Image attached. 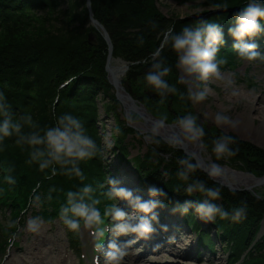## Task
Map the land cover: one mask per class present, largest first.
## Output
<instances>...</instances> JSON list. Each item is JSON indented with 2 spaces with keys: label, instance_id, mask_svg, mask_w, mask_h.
<instances>
[{
  "label": "trees",
  "instance_id": "1",
  "mask_svg": "<svg viewBox=\"0 0 264 264\" xmlns=\"http://www.w3.org/2000/svg\"><path fill=\"white\" fill-rule=\"evenodd\" d=\"M63 1L0 0V91L6 96L14 119L25 113H31L33 119L41 127H46L52 125L55 117L60 114L70 113L76 116L84 124L87 134L101 147L102 152L97 157L81 163L80 167L85 177L83 181L62 175L48 179L45 172L38 170L37 164L28 163V149L18 146L14 137L7 138L3 144H0V189L4 190L0 192V208L9 209L10 220L18 217L19 221L21 213L27 209L34 217L39 216L44 221L58 219L61 206L66 200L65 194L86 184L93 187L94 195L101 200V204L98 205L101 212L106 204L111 203L105 196L107 191L103 183L105 180L108 181L105 176H114L105 165L103 143L97 125L96 94L112 100L107 108H110L109 110L114 114L116 127L119 128L118 133L113 137V147L120 152L119 160L124 161L128 156L123 144L126 139L124 135L134 133L132 127L125 125L123 117L117 120L118 113L113 110L115 106L112 104L117 101L105 77L106 46L101 35L93 27L87 28L79 22L80 25L71 31L58 30L56 36H50L47 39L39 38L47 29L37 28L33 21L40 12L56 10ZM70 2L73 4H68L65 15H71V19H77V17L87 19L84 0H66V3ZM246 2L247 0H213L211 3H218L222 12L216 11L215 15L209 19L195 21V25L203 21L214 22L223 30L224 43L219 48L218 59H228L235 55V52H232L234 43L231 42L232 37L228 30L234 26L235 13ZM75 8L77 13H75ZM90 10L92 17L109 34L112 43V57L130 63L125 79L131 87H136L135 98L138 97L137 100L145 109L157 118L167 115L168 120H176L172 114L170 115V111H173L177 117L183 116L175 105L188 107L185 100L169 94L165 103L159 104L158 94L147 89L143 84V77L151 68V54L160 46L163 31L170 25L174 26L171 20L167 21L157 11L154 0H90ZM153 22L156 27L152 26ZM260 23L264 28V20ZM182 28L183 26L176 25L177 30L175 31L179 32ZM35 30H37L36 36L38 37L32 38ZM88 31L93 33L94 43L87 42L86 33ZM141 36L144 38L142 46L137 40V37ZM262 37H264V32L252 39L258 43ZM227 42L229 45H226ZM161 57L165 58L167 65L172 68L171 73L165 79L183 91V87L177 82L174 70L176 54L169 47H164ZM170 100L173 102L171 106L169 105ZM216 131L219 135H230L238 140L232 145L233 148L238 147L237 154L228 158L240 165L238 169L254 176L264 175V150L245 141H239L229 133H223L217 129ZM217 136L218 133L215 131L205 129L203 143L212 147V141ZM150 147L147 151L151 154L145 153L144 156H136L134 159V170L141 184L155 185L167 193L184 192L180 188L177 190L178 185L183 186V182L176 177V161L188 156L181 153L178 148L170 146L164 139H161L158 146L151 144ZM163 153H169L170 157L172 156L169 159L172 161L167 167L164 164L160 167L163 161L158 156ZM209 154L213 162L220 161L215 159L213 153ZM9 167L13 169L11 173L6 172ZM8 174L15 178L14 185H8L4 181V176ZM195 176L204 180L210 187L220 188L221 198L215 203L222 205L225 209L230 210L241 201H245L248 205L246 217L239 222L219 218L212 221V226L224 241L228 264H264V232L257 237L262 220L264 226V194L243 190L229 191L212 182L200 170H197ZM37 185H39L37 194L41 196L43 202L38 208H32L29 205L34 195L32 189ZM49 195L50 200L46 199ZM181 196L183 197H177L180 201L168 196L163 203L167 207H173L177 202L182 204L185 200L197 202L204 199L199 193L189 196L184 192ZM20 209H23V212ZM184 217L195 230L199 231L201 239L212 247L214 245L212 235L202 230V225L199 224L192 210ZM64 228L69 247L76 250L78 234L69 232L65 226ZM3 244L0 245V252L4 251Z\"/></svg>",
  "mask_w": 264,
  "mask_h": 264
},
{
  "label": "clouds",
  "instance_id": "2",
  "mask_svg": "<svg viewBox=\"0 0 264 264\" xmlns=\"http://www.w3.org/2000/svg\"><path fill=\"white\" fill-rule=\"evenodd\" d=\"M219 7V5H215ZM226 7V5H225ZM264 20V0H247L235 13L234 26L229 28V34L235 41L232 49L238 59L242 61L264 60V55L256 51L257 45L251 41L264 32L260 21ZM153 27H156L153 22ZM163 39L158 48L151 54V68L143 77V84L159 96V104H164L168 95H178L181 100L199 103L206 99L208 89L196 90L199 82H207L210 79L222 81L225 89H230L235 83V74L225 76L221 72V66L227 64V60L217 57L220 46L224 43L223 30L217 23L200 22L197 26H184L179 32L170 25L162 33ZM138 44H144V38L137 37ZM164 47H169L177 56L176 67L181 72L178 83H187V92L180 91L175 84H170L165 77L169 76L172 68L167 65L166 59L161 57ZM147 62V61H146ZM235 94V93H233ZM127 123H138L139 118L133 114L125 116ZM167 115L160 116L147 130L144 131V139L147 143L159 145L161 143V131L167 124ZM217 126L235 127L236 122L222 112H217L214 117ZM178 134H170L168 143L173 148L183 143L199 145L206 149L203 143L205 128L198 123V117L191 112L176 118L173 125ZM119 131V128L116 129ZM15 138V143L28 149V163L38 165L40 172H45L46 178L62 175L68 178L85 179L80 167L81 163L93 159L101 154V147L87 134L84 124L79 118L63 113L55 117V122L46 127L33 119L31 113H25L19 118H13L10 105L4 92L0 91V144L7 138ZM234 137L221 134L212 141L211 152L217 161L233 157L238 152ZM155 151V149H154ZM176 177L183 182L184 192L191 196L193 193L202 194L204 199L194 202L185 200L177 202L171 209L172 214L185 215L194 210L197 218L205 223L231 219L239 222L246 217L247 203L241 201L230 210L215 203L221 198L219 187H210L204 180L195 176L198 169L204 168L209 179H217L222 174L221 166L216 162H208L201 165L193 157L179 158L177 161ZM9 167L6 172L11 173ZM8 185L16 183L15 178L8 174L4 176ZM39 185L32 189L34 195L32 202L37 206L42 204L41 196L37 194ZM105 196L110 201L101 212L98 205L101 200L94 195V189L86 184L75 191H68L65 203L60 209V220L69 232L78 234L82 229L89 231L95 242L97 252L103 253L105 264H123L124 258L129 254V248L135 240L150 239L156 232L154 222L159 223L158 209L164 207L163 200L168 193L155 185L148 187L147 199L134 190L121 186V182L109 177ZM180 186L178 185L177 190ZM0 189V192H3ZM51 191V190H50ZM46 199L50 200L49 195ZM118 200L127 202L130 212L118 205ZM45 221L39 217H30L24 229H20L17 220H8L6 229H16L9 233L8 244L13 245L19 237L20 231L39 234ZM161 229L167 230V225H161ZM107 233H111L105 245ZM132 236L135 239L119 241L120 237Z\"/></svg>",
  "mask_w": 264,
  "mask_h": 264
},
{
  "label": "rangeland",
  "instance_id": "3",
  "mask_svg": "<svg viewBox=\"0 0 264 264\" xmlns=\"http://www.w3.org/2000/svg\"><path fill=\"white\" fill-rule=\"evenodd\" d=\"M212 1L213 0H154V5L157 11L162 16H164V18L167 21L170 20L172 21L175 29L176 25H181L183 27L184 26L195 27L197 26L195 25L196 23L195 21H198V19L206 20L211 18L213 15H215L216 11L222 12V9H220V7H215V5H219V4L218 3L212 4L211 3ZM209 3L212 5H210ZM68 4H73V3L71 2L66 3V0H64L56 8V10H49L48 12L43 10L42 12H40L36 20L33 21L34 25L37 28L42 27L43 29H47V31L44 34H42V36H39V38L47 39L50 36H56L58 30H60L61 32H63L66 29L71 31L72 29H75L80 25L79 22H82L84 26H86L87 28L92 27L88 20V17L87 19H82L80 17H77V19H71V15L66 16L65 12L67 10ZM75 13H77L76 8H75ZM185 23H188V25H184ZM164 29H166V27ZM37 30H35V35L32 36V38L38 37L36 36ZM39 32L40 31H38V33ZM45 34L46 36H44ZM93 39L94 40L92 43L95 42V37ZM231 42H234V40L232 39ZM111 47H112V43H111ZM258 52L264 55V49L259 50ZM224 59L227 60V64L221 66V72L226 77L232 75L233 73L235 74L234 77L235 83L232 86V88L225 89L223 82L217 81L215 79H210L207 82H199V88L196 90H203L204 88H207L208 95L206 99L199 103L185 101L187 102L188 107H185V105H182L181 107L175 105V107L179 109V111H181L182 115L191 112L197 117L200 116L199 121L201 124H203L204 128L207 129L208 131L209 130L215 131L216 133H218V136H219V132L216 131V129L219 130L220 132L229 133L235 136L237 139H239V141L240 140L245 141L250 145H253L254 147H258L264 150V116H262V113L264 112V103H260V100L258 99V98L260 99L264 98V60H256L252 62L242 61L237 58L236 54L233 55L231 58L228 59L224 58ZM122 63L125 64L126 66L123 65L124 70L119 78L120 85L123 86V88H125V90L129 95L135 98L136 95L134 94V91H136V87H131L127 83V80L125 79V74L126 71L129 69L128 65H130V63L125 62L123 60ZM176 63H177V57H176ZM174 70L178 82L182 74L179 68L176 67V64L174 66ZM105 77H106V73H105ZM178 84L183 87L184 92H187V88L189 87L187 83H183V84L178 83ZM113 92L114 91L112 88V93ZM113 97L116 100L115 93H113ZM137 98L138 97H136L135 99L137 100ZM111 101L107 97H103L102 95L96 94L95 104L97 106V115H98L97 125L99 129V134L102 138L105 165L107 166V169L111 171L112 174H114L113 176L116 179H118L117 175L123 170V168L125 167L128 168L132 172L137 183L139 181L137 173L134 169H132L134 167V159L136 156H142V155L144 156L145 153L151 154L149 151H147V149L151 148L150 147L151 144L145 141L143 135L144 131L140 133L138 129H135L131 125L126 124V120H125V125L128 127H132L134 133L131 134L127 133L124 135L126 139L124 140L123 144L128 152V156L124 161L119 160L120 152L119 150L114 149L113 147V143H114L113 137L118 133L116 131L117 129L116 120L114 114L109 110L110 108H107V106L110 103H112ZM249 103L253 108L248 106ZM172 104L173 102H171L170 100L169 105L171 106ZM112 105L115 106V108H113L114 112L118 113L117 120L118 118L121 119V117L125 119V114L123 112V106L121 105V103L117 101V103L114 102ZM217 112H222L229 115L232 118V120L236 122V126L234 128L230 126H217L214 122V117ZM148 113L151 114L150 112ZM169 113L170 115L172 114L174 118L180 117V116L177 117L176 114H173V111H170ZM129 114H134L136 115V117H138V115L133 113V111H131ZM153 117L157 118L155 116ZM174 121L175 120H168L167 123L168 122L173 123ZM170 134H175V133H173L172 131L168 133H164L165 137H168ZM161 139L163 138L161 137ZM253 139L258 141V143H254L253 141H251ZM185 144L189 148L190 143L186 142ZM182 145H184V143ZM179 147L177 148L181 151V153L184 154L183 152L184 150H181ZM207 147L208 148L203 149V153L205 152L204 153L205 155L211 152V146H207ZM169 153L168 154L163 153L162 155L160 154L159 156L157 155L163 161L160 164V167H162V164H164L167 167V165H169V163L172 161L169 160L170 158H172V156L170 157ZM209 155L211 156V154ZM218 164L220 166L225 165L230 169L240 170L241 172H243V170L238 169L240 168L239 164H237L236 162H232L228 158L221 159L218 162ZM205 175L207 176V174ZM140 183L141 182H138L137 184H139L145 190H147L148 187L152 186L151 184H140ZM180 189L183 190V186H180ZM226 189L229 190L228 188ZM251 190L252 191L250 192L252 193L257 192L264 194V184L258 185L255 188H252ZM243 191H247V190H243ZM183 194L184 192L172 191L168 193V196H171V198L174 200L180 201L178 198L183 197L181 196ZM198 198L201 197L198 196ZM115 202L116 201H111V203H115ZM121 202H122L121 200H118V205L121 208H123ZM29 205L32 208H38V206H36V204L33 203L32 200L30 201ZM160 209L161 210L165 209L166 214L171 212V209H166L165 207H162ZM126 211L129 212L131 210H126ZM8 212L9 209L7 207L0 208V245L5 243L3 244L4 251L0 252V264H79L80 261L83 262L84 264H92L94 259L96 260L103 259V261H105L103 253L99 254L98 252L97 254V250L95 248V242L92 236L90 235L89 231L86 229H82L81 232L78 233V242L80 243L79 253H75L73 249L69 250L68 249L69 246L67 242L68 240L64 231L65 228L62 225L60 218L53 219L51 221H45L39 234H32L27 231L21 230L19 237L15 240L14 244L9 246L8 244L9 233L13 229L12 230L6 229V222L9 220ZM192 212L195 214L194 210H192ZM21 214L22 215H20V219L18 223L20 229H24L28 218L34 216L32 215V213H30L29 209L25 210V212ZM175 215L180 217L184 229H186L181 215L180 214H175ZM195 217L198 220V222L203 226V229L208 231L213 236L215 240V244H214L215 254H210L206 250H204L199 244L198 246L197 244H195L194 246L195 249L192 251L191 255L187 257H182V256L180 257L175 255L173 257V255L166 254L164 258L153 259L151 257L153 253H157V256L161 257L164 254L163 252L164 249L169 250L167 245H166L167 248L162 247L159 250L145 254V251L148 250L138 240V244L133 245L134 247L135 246L137 247L132 249L129 248L130 249L129 254L128 256H126V258H124L123 264H228L227 255L225 254L224 251L226 250L224 241L222 240L221 237H219L217 230L212 226V222L205 223L199 220L196 214ZM13 231H16V229H14ZM263 232L264 231H262V233ZM188 234L189 233L186 231L185 236H187V238H191L192 236ZM185 236H183V238L186 239ZM123 238L124 240H129L131 239V236L123 237ZM168 240H170L174 245V247L172 246L173 249L175 250L174 252L178 253L179 251L185 249L181 241L174 240L170 236H168ZM105 242L107 244V239H105ZM140 244L142 248L146 250L142 251L143 253L136 255L140 251V247H139ZM196 251H199V255H196ZM98 255L100 257H98ZM141 255L145 257L141 258L142 257Z\"/></svg>",
  "mask_w": 264,
  "mask_h": 264
},
{
  "label": "bare ground",
  "instance_id": "4",
  "mask_svg": "<svg viewBox=\"0 0 264 264\" xmlns=\"http://www.w3.org/2000/svg\"><path fill=\"white\" fill-rule=\"evenodd\" d=\"M96 31H98V30H96ZM92 36L94 38V35L93 34H92ZM249 42H251V41H249ZM226 45H229V42H227ZM232 52H234L233 49H232ZM110 68H111L112 72L115 74L116 77H120L122 75L121 72H122V68H123V63H122V61L120 59H117V58L112 59L110 61ZM108 75H109V73H108ZM258 99L260 100V103H264V98H261V99L258 98ZM116 100L118 102H120L123 107H125L123 109H126V108L129 107V103H127L126 100L124 101V98L119 97V98H116ZM248 106L249 107H252L250 103L248 104ZM245 114H247V113H245ZM262 116H264V112L262 113ZM147 124L148 123H146L145 125H142V126H147ZM139 126H140V128H143V129L145 128V127H142L141 125H139ZM170 131H172L175 134H178V133H176V130H170V129H167V128L163 129L161 132L162 133L163 132L164 133H168ZM254 136H256V135H254ZM251 141H253L254 143H258V141H256L255 139H253ZM189 149L195 151V153H198V155L200 157L199 158V162L200 163H203L204 165L208 163L205 160V154H204L205 152L203 153V149L201 147H199V145L189 144ZM197 162H198V159H197ZM132 169H134V167ZM221 169H222V174H221L220 177L223 180L230 182V184L236 185L238 187H242V186L249 185L251 183V179L250 178H247L246 175L242 174L241 172H238L235 169H230L227 166H221ZM107 176L109 177V175H107ZM117 176H118V180L121 182V186L122 187H126L128 189L134 190L136 193H138L139 195L143 196L145 199L148 198L147 197V190H145L139 184H137L140 181H138L136 183L135 177L133 176L132 172L128 168H126V167L123 168V170ZM231 191H236V190H231ZM121 201H122L121 204H122L123 209L125 211L126 210H131L128 207L126 201H123V200H121ZM164 207L166 209H172V207H167L165 204H164ZM20 211L23 212V209H20ZM158 211H159V223H155L154 222V227L157 228L156 236H154L152 234V236H151L150 239H147V240H142L141 239V240H139L144 245V247L148 250V251H145V254H148L150 252H154L156 250H159L162 247L164 248L167 245V247H168L169 250H165L164 249V251H163L164 252V254H163L164 256L162 255L161 257H158L157 256V253H153L151 255V257L153 259L154 258H164L166 254L173 255V257H174V255L175 256H180V257L181 256L182 257H187V256L191 255L192 251L195 249L194 248L195 244H197V246L199 244L208 253L215 254L214 253L215 245H213L212 247H210L209 245H207L206 242L201 239L200 234H199V231L198 230H195L192 227V225L184 217V215H181V217L183 219V223L185 224L186 229H184V226H183V224H182L179 216H177L175 214H172L171 212H169L168 214H166V210L165 209L164 210L158 209ZM8 219L9 220L11 219L10 212H8ZM15 219H17V221H18V217L15 218ZM161 225H167V230L165 231V230L161 229ZM185 230L189 233L188 235H191L192 236L191 238H187V236H185V234H186V231ZM202 230H204L203 229V226H202ZM262 231H264V229H262L261 231H259V233L257 234V237L262 234ZM168 236L172 237L174 240L181 241L182 244H183V247L185 249L182 250V251H179L178 253L177 252H174L175 251L173 249L174 245L172 244V242L170 240H168ZM183 236H185L186 239H188V240H186L185 238H183ZM212 239H213L214 244H215V240H214L213 236H212ZM167 240H168L169 244H168ZM104 244L106 245V242ZM100 253L101 252H99V254ZM196 255H199V251H196ZM144 257L142 256L141 258H144ZM169 258H170V256H169Z\"/></svg>",
  "mask_w": 264,
  "mask_h": 264
},
{
  "label": "water",
  "instance_id": "5",
  "mask_svg": "<svg viewBox=\"0 0 264 264\" xmlns=\"http://www.w3.org/2000/svg\"><path fill=\"white\" fill-rule=\"evenodd\" d=\"M84 5H85V8H86L87 17H88V20H89L91 26L95 30H98V33L101 35L102 39L104 40L105 46H106L105 59H104V71L106 73L107 82L113 88V91H114L113 93H115L116 98L122 97V98H124V101L126 100L127 103H129V107L126 108V109H123V112H124L125 116L127 114H129L131 111H133V113L137 114L138 117H139V122L138 123L129 124V123L126 122V124L131 125L133 128L138 129L139 132L142 133L143 131L147 130L157 120V118H154L151 114H149L147 112V110L145 109V107L142 105V103L139 102L138 100H136L131 95H129L127 93V91L125 90V88H123V86L120 85V79H119L120 77H116L115 74L112 72V70L110 68V61L112 59H115V57H112V47H111L110 38H109L106 30L104 29V27L97 20H95L92 17L91 10H90V0H84ZM86 36H87V42L88 43H92L93 42L92 33L90 31H88L86 33ZM117 59H119V58H117ZM123 65H125V64H123ZM123 70H124V67L122 68V72H123ZM108 73H109V75H108ZM123 108H125V107H123ZM199 120H200V116H198V123H200ZM146 123H148L147 126H142V125H145ZM167 124H168V127H165V128L170 129V130H176L175 127L173 126L174 122L173 123H169L168 122ZM139 125H141L142 127H145L144 130L142 128H140ZM161 134L163 136L162 135H160V136L165 141H167L168 137H165L164 133H162V132H161ZM179 148L181 150H184L183 152H184V154L186 156L193 157L196 162H197V159H198V162H199V158L200 157H199L198 153H195V151L190 150L185 143H184V145H181ZM187 148H188V150H187ZM205 160L207 162L212 161L209 154L205 155ZM200 164L204 165L203 163H200ZM200 169L203 172L206 173V170L203 167L200 168ZM237 171L241 172L240 170H237ZM241 173L246 175L247 178L251 179V183L249 185L238 187L236 185L230 184V182H228V181L223 180L221 177H218L215 180H213V179H210V180L215 182V183H217V184H220V185H222L224 187H227L230 190L252 191L251 190L252 188H255L258 185H263L264 184V175L254 176L251 173L244 172V171L241 172ZM262 222H263V220L261 221V225H260L258 231H261L262 229H264V226H263Z\"/></svg>",
  "mask_w": 264,
  "mask_h": 264
}]
</instances>
